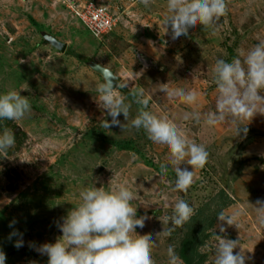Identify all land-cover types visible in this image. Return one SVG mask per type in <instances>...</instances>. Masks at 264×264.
Wrapping results in <instances>:
<instances>
[{"label":"rangeland","instance_id":"374dc122","mask_svg":"<svg viewBox=\"0 0 264 264\" xmlns=\"http://www.w3.org/2000/svg\"><path fill=\"white\" fill-rule=\"evenodd\" d=\"M86 2L117 14L113 32L94 36L74 18L72 8ZM226 2L227 14L214 33L198 25L189 37L173 40L163 23L167 0H150L147 8L142 0H0V91L26 88L21 95L32 105L26 118L8 120L7 129L20 137L0 153V247L6 264H48V257L30 243L39 247L62 237L57 224L78 206L84 188L124 181L136 194L137 216L148 217L137 234L157 239L155 264H167L169 246L177 252L175 233L186 232L185 224L170 237L159 234L167 230L175 203L186 200L195 215L221 192L230 200L225 213L243 214L237 226L216 219L208 232L239 240L234 252L241 251L246 264H264V225L258 223L254 207L264 199V115L242 121L248 124L246 136H236L230 120L208 126L184 119L193 111L215 110L216 59L231 61L264 40V0ZM42 31L65 43V52L44 43ZM87 57L121 78L117 91L131 104L128 120L119 117L124 129L102 126L104 119H111L99 105L103 81L83 64ZM167 83L169 88L196 91L199 102L188 105L169 99L161 92V84ZM136 87L144 90L147 110L173 120L209 153L186 192L174 190L170 152L130 126L141 107L131 96ZM115 143H126L129 149L120 150ZM164 166L169 171L161 179ZM219 224H224V233ZM14 230L23 236L19 249L14 247L19 237L9 239ZM217 243L216 236L210 237L200 249L206 254L204 264H213Z\"/></svg>","mask_w":264,"mask_h":264},{"label":"clouds","instance_id":"9594fccd","mask_svg":"<svg viewBox=\"0 0 264 264\" xmlns=\"http://www.w3.org/2000/svg\"><path fill=\"white\" fill-rule=\"evenodd\" d=\"M150 7V0H142ZM102 6V5H101ZM104 7V6H103ZM167 15L163 18L165 27L173 40L189 37L198 25L204 31L215 29L219 21L227 14L226 0H167ZM106 8V7H105ZM110 14L118 17L106 8ZM116 22V24H117ZM116 24L114 28L116 27ZM102 35H109L111 32ZM88 30V29H87ZM90 33V31H89ZM214 83L218 97L215 110L201 113L193 111L184 116L193 123L216 126L230 120L236 125V136L241 132L247 135L248 127L242 124L245 119L252 120L257 114L264 115V40L240 53V56L228 61L218 58L213 67ZM114 81L100 84L99 105L106 111L103 127L119 126L125 128L119 119L122 114L127 121L131 104L117 91ZM127 86V85H124ZM21 90H27L22 88ZM21 90L0 91V122L19 121L30 115L32 105ZM161 92L169 99L188 105L197 104L200 95L194 90L169 88L161 84ZM133 100L141 105L137 115L131 120V127L143 130L153 143L164 146L171 154V167L175 172L174 190L186 192L195 180V169L203 168L209 153L203 144L190 139L186 132L167 116H158L147 110L149 101L144 90L136 87L132 90ZM16 143L12 131L0 132V153L7 152ZM182 164L191 166L181 167ZM168 166L161 168V179L168 174ZM135 192L126 181L108 187H96L95 184L84 188L79 193L80 203L74 207L57 227L62 237L55 243H45L37 247L30 243L35 251L48 257V264H155L153 249L157 246L156 237L141 235L148 220L147 216H137L133 206ZM258 223L264 225V199H258L254 206ZM242 210L226 214L221 210L217 219L227 226L236 225ZM194 215V208L184 199L174 205L173 215L169 218L168 228L159 234L170 237L176 228H182ZM15 221L10 223L13 227ZM224 224H219L220 233H224ZM141 230L137 234V230ZM14 236V247L24 245L23 236L17 230L9 234ZM213 264H246L248 259L242 252H234L240 245L239 240H232L216 234ZM167 264H181V258L175 248L167 249ZM6 253L0 247V264H6Z\"/></svg>","mask_w":264,"mask_h":264},{"label":"trees","instance_id":"16d2710c","mask_svg":"<svg viewBox=\"0 0 264 264\" xmlns=\"http://www.w3.org/2000/svg\"><path fill=\"white\" fill-rule=\"evenodd\" d=\"M74 18L80 21L75 16ZM8 127V120L0 122V132ZM14 135L16 140L20 137V134ZM115 145L120 150L129 149V146L126 143H115ZM7 189L12 191L13 186L9 185ZM229 204L230 200L226 197V195L223 192L219 193V195L211 203L205 205L196 212V214L186 224V232L183 233V230H180L175 233V235L178 236L179 243L177 253L179 254L183 264H204L206 261V254H202L200 249L205 245L206 241L210 239V237L216 236V233L208 231L213 227L218 213L221 210L228 208Z\"/></svg>","mask_w":264,"mask_h":264},{"label":"built area","instance_id":"2783aa9c","mask_svg":"<svg viewBox=\"0 0 264 264\" xmlns=\"http://www.w3.org/2000/svg\"><path fill=\"white\" fill-rule=\"evenodd\" d=\"M72 14L84 24L91 34L97 37L112 31L117 22L116 17L110 14L105 7L94 2H86L82 8L73 7Z\"/></svg>","mask_w":264,"mask_h":264},{"label":"water","instance_id":"95a60500","mask_svg":"<svg viewBox=\"0 0 264 264\" xmlns=\"http://www.w3.org/2000/svg\"><path fill=\"white\" fill-rule=\"evenodd\" d=\"M40 36L42 38V41L48 44L55 51L61 54L65 52L66 44L59 42L53 35L42 31L40 33ZM82 62L91 72L98 75L102 79L103 83L106 81H114V83L119 85L121 78L115 76L112 70L106 69L105 67L101 66L91 57L82 58Z\"/></svg>","mask_w":264,"mask_h":264}]
</instances>
